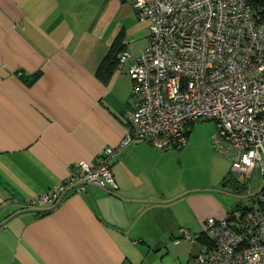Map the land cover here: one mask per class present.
I'll return each mask as SVG.
<instances>
[{
	"label": "crops",
	"instance_id": "1",
	"mask_svg": "<svg viewBox=\"0 0 264 264\" xmlns=\"http://www.w3.org/2000/svg\"><path fill=\"white\" fill-rule=\"evenodd\" d=\"M148 24L132 0H0V264H190L201 222L229 213L215 183L174 186L169 153L119 146ZM114 44L130 58L99 72ZM107 146L114 190L86 183L42 207L19 202Z\"/></svg>",
	"mask_w": 264,
	"mask_h": 264
},
{
	"label": "built area",
	"instance_id": "2",
	"mask_svg": "<svg viewBox=\"0 0 264 264\" xmlns=\"http://www.w3.org/2000/svg\"><path fill=\"white\" fill-rule=\"evenodd\" d=\"M132 7L149 24L147 43L128 69L136 90L119 146L146 141L161 152L182 148L190 124L212 120V148L229 160L231 177L260 168L262 182L264 21L247 0H132ZM130 56L123 50L118 60ZM115 151L105 147L94 165L79 161L50 189L19 202L42 207L80 182L114 190ZM250 198L239 215L201 222L206 244L190 264H264V189ZM8 202L0 198V208Z\"/></svg>",
	"mask_w": 264,
	"mask_h": 264
},
{
	"label": "rangeland",
	"instance_id": "3",
	"mask_svg": "<svg viewBox=\"0 0 264 264\" xmlns=\"http://www.w3.org/2000/svg\"><path fill=\"white\" fill-rule=\"evenodd\" d=\"M216 130L215 122L212 120H197L189 126L187 146L174 148L168 151L171 156V178L174 186L198 187L216 184L220 191L247 195L254 193L260 186V168H256L251 176L244 174L235 175L233 178L235 186L223 184L225 173L230 171V162L225 157L218 155L212 148L211 135ZM216 157V158H215ZM219 157V158H217ZM219 163L226 165L227 168L222 174L218 171ZM226 205L231 208L237 199L222 195ZM242 205H251V198L242 199ZM241 211H236L239 215Z\"/></svg>",
	"mask_w": 264,
	"mask_h": 264
},
{
	"label": "trees",
	"instance_id": "4",
	"mask_svg": "<svg viewBox=\"0 0 264 264\" xmlns=\"http://www.w3.org/2000/svg\"><path fill=\"white\" fill-rule=\"evenodd\" d=\"M248 4L250 5V7L252 8V10L257 13L258 16H260V18L262 19V21H264V0H247ZM117 44H114L110 50L108 51L107 55L104 57V59L102 60L98 71L101 72L103 69H105L104 67L107 65V63L112 62L113 60L116 59V55L119 54L121 51H123V48H118L116 47ZM111 65V64H110ZM39 76V72L35 73L34 75L27 77L30 78L29 81H32L34 79H36ZM191 125V124H190ZM189 125V126H190ZM189 126L187 128L186 134L188 136V131H189ZM223 184H230L235 186L237 189L239 188L238 185L234 184L233 182V178L230 175V171L228 172V174L224 177L223 179ZM246 207L242 205V202L238 205L236 211H242L243 209H245ZM235 211V212H236ZM235 212H231L229 211V213H231L232 216L235 215ZM201 243L206 244V236L204 234H200V237L198 239Z\"/></svg>",
	"mask_w": 264,
	"mask_h": 264
},
{
	"label": "water",
	"instance_id": "5",
	"mask_svg": "<svg viewBox=\"0 0 264 264\" xmlns=\"http://www.w3.org/2000/svg\"><path fill=\"white\" fill-rule=\"evenodd\" d=\"M261 167L264 168V159L261 160ZM83 184H86V182H80V183H77L75 186H78V185H83ZM73 186V187H75ZM262 189H264V179H262V182L260 184V186L258 187V189L252 193V194H247V195H236V194H231V193H226V192H223V191H220V190H211L213 192H216V193H220L222 195H226V196H231L235 199H237L238 201L236 203H234V205H232L230 211L231 212H235L238 205L241 203L242 199H245V198H250L252 197L253 195H255L256 193L260 192ZM66 193V192H65ZM63 193L56 201H60V199L63 197V195L65 194ZM35 210H44V209H35Z\"/></svg>",
	"mask_w": 264,
	"mask_h": 264
},
{
	"label": "flooded vegetation",
	"instance_id": "6",
	"mask_svg": "<svg viewBox=\"0 0 264 264\" xmlns=\"http://www.w3.org/2000/svg\"><path fill=\"white\" fill-rule=\"evenodd\" d=\"M238 201V200H237Z\"/></svg>",
	"mask_w": 264,
	"mask_h": 264
}]
</instances>
